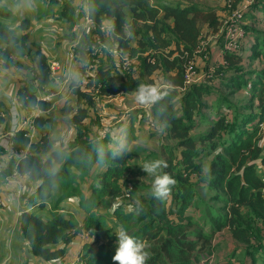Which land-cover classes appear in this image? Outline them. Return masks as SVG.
Segmentation results:
<instances>
[{
    "label": "trees",
    "instance_id": "trees-1",
    "mask_svg": "<svg viewBox=\"0 0 264 264\" xmlns=\"http://www.w3.org/2000/svg\"><path fill=\"white\" fill-rule=\"evenodd\" d=\"M34 1L51 4L57 0ZM76 1L60 0L63 8L59 17L73 25L86 13L94 27L86 31V38L74 50L81 64L86 63L93 70L92 75L86 86L70 85L74 104L62 108L75 130L74 140L66 149H55V142L49 136L47 124L52 103L41 100L38 92L51 82L50 69L45 55L34 46L33 67L30 75L22 79L18 102L22 109L46 114L31 120L38 132L36 142H29L24 130H18L10 139L14 151L27 150L28 153L23 158L9 160L0 171V182L15 170L27 177L23 198L29 202L40 201L43 206L55 192L54 208L57 209L62 200L77 197L85 218L80 225L70 214L54 212L49 219L43 220L33 212H22L19 230L31 254L44 262L63 261L66 247L76 235L86 231L93 239L86 244V251L91 246L86 253V264H114L112 257L117 238L106 227L109 221L98 212L105 201H114L121 206L115 211L112 207L111 218L149 245L147 264H196L204 254L211 252L214 234L223 230L227 243H235L236 249L244 250V264H264V172L256 170L257 166H264V70L256 74L251 69L260 55L264 58V51L244 26L243 36L236 46L231 50L224 46L223 21L239 0H226L222 10L226 15L222 16L216 14V8L206 5L209 0L171 3L162 0H78L81 4L75 12L73 2ZM263 8L264 0H254L243 17ZM0 14L8 15L9 12L0 8ZM103 23H108L109 27L101 31ZM28 24L22 20L21 29L25 31ZM129 26L134 32L132 37L126 34ZM93 30L101 31L100 39L109 51L115 50L131 59L128 71L115 67L119 73L116 81L106 62L110 52L95 63L89 61L88 46ZM216 34L218 36L209 41V37ZM70 36L67 38L72 40ZM247 36L253 43L245 49L243 44ZM26 37V33L16 36L0 24L2 67L12 66L23 50L31 52ZM214 48L221 52L218 60L212 55ZM195 57L203 60L202 77ZM189 62L200 78L184 86L185 66ZM161 78L172 82L173 91L152 106L137 103L136 112H145L152 122L166 127V136L161 139L165 138L170 144L160 142L162 154L157 158L153 155V158H166L168 168L164 171L175 178L177 184L170 200L156 199L151 193L144 202L138 196L135 199L130 178L142 173L144 164L133 170L132 157L126 160L124 153L113 156L103 144L91 143L85 132V121L88 108L96 102L93 101L95 94L99 95L98 99L120 93L135 98L140 83H152ZM88 88L91 91H87ZM239 94L245 97L238 103L233 102ZM213 96H216L217 115L213 120L207 118L203 133L194 134V117L200 114L197 111L207 110ZM142 106H146L147 112L141 110ZM223 107L228 113L222 111ZM255 109L254 114L251 111ZM2 122L0 115V124ZM129 130L132 129L125 132ZM97 148L103 150L102 163ZM205 163L210 165L212 179L202 187L205 178L201 168ZM96 164H101L103 169L94 175ZM135 200L143 207L139 215L127 210Z\"/></svg>",
    "mask_w": 264,
    "mask_h": 264
},
{
    "label": "crops",
    "instance_id": "crops-1",
    "mask_svg": "<svg viewBox=\"0 0 264 264\" xmlns=\"http://www.w3.org/2000/svg\"><path fill=\"white\" fill-rule=\"evenodd\" d=\"M162 1L171 3L175 2L176 0ZM211 1L213 0H209L207 2ZM215 1L220 2V5H224L226 0ZM207 2L206 5L208 7L216 8V14L218 16H222L224 14V12H222L223 7L217 8L215 5L207 4ZM37 4L42 6L41 10H44L42 18L38 22L31 18L32 15L34 16V14H32L29 11V8L24 5V1L9 0L8 2L5 0H0V8H5L9 13H11L10 16L0 14V24L7 26L16 36H21L23 33H26V45L31 49L30 53H26L23 50L21 55L14 59L13 64L10 67H2L0 64V115L3 117V122L0 124V169L5 167L11 158H23L26 156V153H28L27 150H23L24 152L22 150L21 152L14 151L11 147L10 139L18 130H20L21 123L27 120L31 121L35 116H44L46 114V112H41L39 110L22 109L18 102L17 93L22 87V79L30 75L33 67L32 56L35 50L34 46H38L40 48V51L47 59L48 65H50L52 62L57 64L55 71L50 73L51 82L44 90L38 92V97L40 99L44 96L49 97L48 100H50L52 103V113L59 108L63 114L62 108L65 107V104L60 105L57 97L61 93L64 86L69 88L71 84H74L68 78L69 73L72 71H78L80 69V73L82 74L83 70V64H81L78 57L73 54L76 45L79 43L81 44V41H83L86 35V32H83L80 27L81 19L77 24L70 25L66 19L60 18L59 15L63 8V4L60 2V0H57L51 4H47V1L43 3L39 2ZM78 4H81L78 2V0L73 2L74 9L78 7ZM86 9L87 8L84 5L83 10L86 11ZM22 20H26L29 23L25 31L20 27V22ZM101 27V31H104L107 30L109 25L108 23H103ZM244 27L247 32H250V36L256 39L258 45L260 44L259 47L262 48L263 52L264 8L247 13V15L244 16ZM68 35L73 36H70L72 37V40L67 38ZM216 36H218V34L209 37V41L214 40V37ZM252 43V39L247 36L243 45L245 49H248ZM212 55L214 56V59L218 60L220 58L221 52L214 48L212 50ZM195 58L196 65L199 66L198 70L201 76L204 73L202 67L203 62L201 61L202 59H197V57ZM263 59L264 58L260 55L257 60L253 61L251 69L254 73L257 74L260 72V70H264ZM67 88H65L64 91ZM118 96L119 95H116L112 98H115L116 100ZM71 97L73 100L72 102H74L75 99L72 94ZM131 98H133V100ZM131 98H129L131 99V103H129L127 106L125 105L120 107L123 108L126 113H128L126 122L130 121V119L137 118L136 108L138 105L133 95H131ZM215 100L216 96L211 97L209 99V107L207 110L202 109L197 111L200 114L197 116L195 115L194 117V131H196L201 126H204V129H206L208 123L207 118L211 119L209 111L215 107ZM67 105L73 106L71 102H69ZM134 112L136 113V116L133 115ZM255 113L256 112H254V114ZM65 118L67 119L66 116ZM136 124L138 125L140 123L137 122ZM49 125L50 124L48 123V128ZM124 125L125 122L123 121L122 124L118 125V129L122 127L124 128ZM129 127L131 128L130 125ZM131 132L132 130H129V133H127L128 137H132L133 134H131ZM124 134H126V132ZM29 135V142H36L38 140V132L34 128L29 131ZM132 142L134 141L132 140L131 143ZM102 169L103 167L101 164H96L93 174H97ZM256 170L258 173L264 172V166H257ZM26 178V175H19L13 178L10 182V185H8L6 189L0 185V264H57V262H44L31 254L29 245L23 240L19 230V219L21 213L27 211L33 212L34 215L41 216L43 220L49 219V217H51L52 213L54 212L59 214H70L76 218L80 225H82V221L85 218L84 213L80 209L77 197H69L62 200L58 204L57 209H55V192H52L50 200L44 202L43 206H40V201L36 200L29 202L27 199L23 198L22 195L19 197L14 196L12 200H8L10 197L9 193L17 191L21 184L24 185ZM34 187L35 185L33 184L30 188L33 190ZM114 224L116 231L120 225L117 222ZM106 227L111 229L108 222ZM111 234L115 235L114 230H111ZM100 240L105 241L103 238H100ZM89 243H91V240H85L79 236V234L76 235L70 245L66 247L63 261L58 262V264H74L80 252L83 251L84 254L89 252L91 246H88L89 249L86 251V244ZM217 260L218 261L216 264L224 263V259L220 256L217 257Z\"/></svg>",
    "mask_w": 264,
    "mask_h": 264
},
{
    "label": "rangeland",
    "instance_id": "rangeland-1",
    "mask_svg": "<svg viewBox=\"0 0 264 264\" xmlns=\"http://www.w3.org/2000/svg\"><path fill=\"white\" fill-rule=\"evenodd\" d=\"M8 1L9 0H5ZM12 1V0H10ZM24 1V0H22ZM244 0H239L238 3H236V6L234 7V10L237 9L241 3ZM245 3V2H244ZM243 3V4H244ZM209 5H215L217 8H222L225 7L224 5H220V2H216L215 0L211 2H207ZM233 4V3H231ZM242 4V5H243ZM241 5V6H242ZM80 4H78V7ZM41 5H38L36 2H34V6L32 8H29V11L34 14L32 15V19H34L36 22L40 21L43 15L44 10H41ZM229 9H233L230 5H228ZM11 13L8 14L10 16ZM226 15V11L224 13ZM244 26V17L241 19V25L240 27L243 28ZM101 31L98 30H93L92 32V38L98 37L100 39ZM243 36V31L242 35L238 36L236 39L241 38ZM86 36L84 37V39ZM83 39V40H84ZM107 43V42H106ZM201 45H204L203 43ZM80 47V43L76 45L75 49ZM107 65H109V68L111 70L112 76H113V81L117 80V76L119 73L115 69V67L118 68L117 66V60L115 63V57L111 53H107ZM106 57H103V59ZM198 59V58H197ZM203 62V60H201ZM115 65V66H114ZM82 76H84L85 73H90L92 74L93 70H90L88 65L83 64L82 68ZM80 72V69L78 70ZM136 77V76H135ZM132 78V77H131ZM131 78L129 80H131ZM127 79V78H126ZM144 80V79H143ZM156 80L157 77H156ZM87 84L83 78V82L80 83V86H85ZM77 85V86H79ZM98 84L96 83L94 86V89H96V86ZM67 88L66 86L63 87L61 93L58 95L57 99L59 100L58 102L61 104H65L64 106H68L69 102L73 105L74 102H72V97H71V89L67 88L65 91L64 89ZM87 91H91L90 88L87 89ZM98 94H95L93 97L94 102L93 106L88 108V117L87 120L85 121V132L89 138V141L91 143H97V144H103L109 150L113 152L117 148V142L120 140H125L127 141V151L124 152V158L126 160L129 159V157H132V165L134 166V169H137L136 167H139L142 164H145L146 162L154 160V158H157L159 154H162V148L161 145L159 144L162 141H165V143L170 144L169 141H166L165 138H162L164 135H160L157 132V128L160 127L157 123L152 122L151 116L147 115L145 112H139L137 114L136 119H130V121L126 122L128 113L125 112L123 108H120L122 106H127L129 103H131V94H123L120 93L118 98L115 100V98L112 97H101L99 98ZM244 94H239L237 95V100H234V102L238 103L242 98H244ZM131 98V99H129ZM98 100V101H97ZM217 104L215 107L209 111V114L211 115V120L217 115ZM146 106H142L143 111L147 112V109H145ZM122 110V111H120ZM124 110V111H123ZM222 111L224 113H228L227 109L223 107ZM257 110L251 111L256 112ZM221 114V113H220ZM134 116H136V113H133ZM125 122L124 128L118 129V125L122 124V122ZM140 124H136V123ZM150 126L148 125V123ZM49 136L54 140L55 142V149H66L68 148L71 143L74 140L75 137V130L71 126L70 123L67 122V119L65 116L61 113L59 110H55L52 115L50 116V122H49ZM87 125V128H86ZM129 125L131 126L132 132L131 134L132 137H128L127 133H125L126 129H130ZM204 126L199 127L196 131H194V134L197 133H202L204 131ZM149 132H152V135H149ZM134 141L131 143V141ZM258 143V142H257ZM263 147H264V142H263ZM263 150V155H264V148ZM155 157H154V156ZM149 157L148 160H144L145 158ZM154 157V158H153ZM166 159V158H164ZM132 180V187H134L135 191V199L140 197L144 202H146L152 191H151V184H152V176L146 174L143 170L142 173H139L138 175H134L133 178L130 177ZM0 185L2 187L3 181L0 182ZM136 201V200H135ZM105 205L101 208L98 209V212L103 215L105 220L109 221V225L111 230H114L115 232V222L113 217L111 218V209L114 205V201H105ZM134 203V202H131ZM115 236V235H114ZM117 242V241H116ZM117 245V244H116ZM211 252L209 251L208 253L204 254V258L202 260H199L196 264H216L217 257L220 256L224 259V263L221 264H244V256L243 252L244 250L241 249H236L235 243L230 244L227 243L226 241V231L223 230L219 233L214 234V237L211 242ZM83 252V251H82ZM215 252V253H214ZM79 259V257L77 256ZM82 260L86 262V255L82 257ZM218 264V263H217Z\"/></svg>",
    "mask_w": 264,
    "mask_h": 264
},
{
    "label": "clouds",
    "instance_id": "clouds-1",
    "mask_svg": "<svg viewBox=\"0 0 264 264\" xmlns=\"http://www.w3.org/2000/svg\"><path fill=\"white\" fill-rule=\"evenodd\" d=\"M24 5L27 8H32L34 6V0H24ZM85 31H88V29L86 28ZM111 31L112 29L110 28L109 32ZM126 34L128 37L134 35L131 26L127 28ZM68 78L76 85L83 82V76L79 71L70 72ZM173 89L174 85L172 82L164 78L152 83H140L135 92V100L140 105L152 106L170 95ZM165 131V126L157 128V132L160 135H164ZM126 151V139L120 140L117 142V148L113 152V156H120ZM97 152L99 154V162L102 163L104 160L103 150L97 148ZM166 168H168V163L164 159H155L146 162L142 167V170L153 178L151 184L153 197L162 201L170 200L172 190L177 184L176 179L164 171ZM201 175L205 178V184L202 187H206L207 181L212 179L209 164L205 163L202 166ZM120 206V203H114L113 211ZM127 210L129 213L139 215L143 207L141 202L137 200L133 204H129ZM114 234L117 238L115 254L112 257L114 264H147L150 254L147 251L149 245L145 241L131 235L124 225H120Z\"/></svg>",
    "mask_w": 264,
    "mask_h": 264
},
{
    "label": "built area",
    "instance_id": "built-area-1",
    "mask_svg": "<svg viewBox=\"0 0 264 264\" xmlns=\"http://www.w3.org/2000/svg\"><path fill=\"white\" fill-rule=\"evenodd\" d=\"M253 2H254V0H244L241 3V5L243 3L244 4L242 6L240 5L237 9L232 10L230 12L229 16L227 18H225V20L223 21L222 28L224 29V34H225V38H226V43L224 46L227 50H231L232 48H234L236 46L237 37L242 35L243 30L240 27L241 19L243 18L244 12L249 8V6ZM78 8L79 7L75 8V12H77L79 10ZM80 27L84 32H86L85 31L86 28L88 30H90L91 28L94 27L92 25V21L89 19L88 15L86 13L83 15V17L81 19ZM101 29H102V27L100 28V30ZM107 52H110L116 58L115 63L117 60L118 69H120L122 71H128L129 70V68L131 66V59L128 56L118 54L115 50L109 51L106 44H104L102 42V40L99 39L98 37L93 38L90 45L88 46V57H89L90 63H95L98 58L102 57ZM73 54H74V52H73ZM48 66L50 69V73H52L53 71H55L57 64L55 62H52ZM91 75L92 74H90V73H85L83 76V78L87 84L89 81V77H91ZM199 78L200 77L196 75V73L193 69L192 63L189 62L188 64H186L183 85L184 86H190V85L196 83ZM87 84H85V86ZM95 91L97 92V89ZM48 99H49V97H45V96L41 98V100H43V101H46ZM263 125H264V123H263ZM32 129H33V127L31 125L30 120H27V121H24L21 123L20 130H24L26 132L25 133L26 137L30 138L29 131ZM15 153H18V152H15ZM4 168L5 167L0 169V171L3 170ZM17 176H19V174L15 170H13L12 173L10 175H8L3 180V185H2L3 188L6 189V187L8 185H10V182L12 181V179L17 177ZM23 190H24V186L21 184L17 191H15L13 193L12 192L9 193L10 197L8 200H12L14 198V196H16V197L21 196L23 194ZM79 236H81L85 240H91L92 239V236L89 235L86 231H82L79 234ZM85 255L86 254H84L83 252H80L78 254L79 259L77 258L74 264H86L85 260L84 261L82 260V257H84ZM203 258H201V260Z\"/></svg>",
    "mask_w": 264,
    "mask_h": 264
}]
</instances>
